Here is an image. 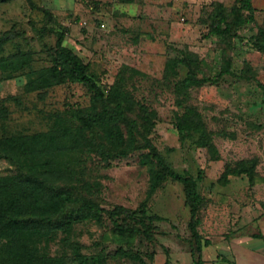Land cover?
Returning a JSON list of instances; mask_svg holds the SVG:
<instances>
[{"label":"rangeland","instance_id":"obj_1","mask_svg":"<svg viewBox=\"0 0 264 264\" xmlns=\"http://www.w3.org/2000/svg\"><path fill=\"white\" fill-rule=\"evenodd\" d=\"M217 2L227 8L239 4V0L0 2V35L10 37L4 56L21 52L29 56L32 67L46 66L61 34L62 44L89 65L101 84L108 88L115 79L122 80L135 100L155 110L156 125L150 134L154 144L159 149L176 148L171 159L177 167L203 170L205 203L199 232L211 243L208 252L216 251L217 242L228 239L231 229L235 235L256 232L257 218L264 214V52L245 54L250 79L227 76L219 84L193 88L185 97L211 133L217 159H211L205 148L181 149L173 131L175 114L182 111L173 89L182 70L178 76L166 72V59L177 55L176 48L187 47L212 63L216 44L207 37V19ZM251 3L256 22L264 25V0ZM242 60L236 65L238 74ZM23 82L21 75L0 80V122L6 132L45 130L52 112L90 105V92L79 83L56 85L40 97L22 92ZM141 154L134 152L110 167H99L92 155H82L70 181L104 208L134 209L145 201L150 214L160 216L153 240L140 234L120 235L102 214L100 220L91 218L51 234L45 242L51 255L64 256L68 264H195L183 187L177 182L161 184L148 194L151 165L141 162ZM243 159L255 162L252 185L246 175L221 178L226 168ZM19 169L18 163L0 157V175Z\"/></svg>","mask_w":264,"mask_h":264},{"label":"trees","instance_id":"obj_2","mask_svg":"<svg viewBox=\"0 0 264 264\" xmlns=\"http://www.w3.org/2000/svg\"><path fill=\"white\" fill-rule=\"evenodd\" d=\"M207 37H213L216 44L211 64L187 47L176 48L177 55L166 59L165 71L178 76L179 68L182 70L173 89L176 106L182 109L173 122L179 147L186 151L205 148L211 159H217L211 133L202 127L185 97L191 89L219 84L227 76L250 79L246 72L251 67L244 57L248 51L264 52V25L256 22L251 0H239L232 8L217 2L208 15ZM9 39L0 35V80L21 75L22 92L40 97L56 85L79 83L90 92V105L52 112L47 128L31 133L6 132L0 122V157L20 165L17 172L0 175V264H68L64 256L49 253L46 239L57 231H68L74 223L100 220L102 214L120 235L140 234L152 241L160 216L150 214L145 201L134 209L122 205L104 208L70 181L82 155H92L99 167H110L113 161L127 159L134 152L142 153L141 162L151 165L148 194L161 184L182 185L189 209L190 253L195 264H204L202 248L210 244L199 232L200 210L205 203L201 193L204 173L200 168L191 172L177 167L171 159L176 148L159 149L154 144L150 134L156 125L155 110L135 100L122 80L115 79L108 88L101 84L89 65L62 44L61 34L50 64L37 68L31 66L25 53L3 55ZM240 57L238 74L235 69ZM1 109L7 112L5 107ZM229 175H246L252 185L255 162L239 160L226 168L221 178ZM235 233L231 229L228 236ZM254 236L264 240L260 232Z\"/></svg>","mask_w":264,"mask_h":264},{"label":"crops","instance_id":"obj_3","mask_svg":"<svg viewBox=\"0 0 264 264\" xmlns=\"http://www.w3.org/2000/svg\"><path fill=\"white\" fill-rule=\"evenodd\" d=\"M264 201V198H263ZM264 214L257 218V231L247 235H233L217 242L216 251L208 252L211 246L202 248L204 264H264V240L254 234L262 230Z\"/></svg>","mask_w":264,"mask_h":264}]
</instances>
